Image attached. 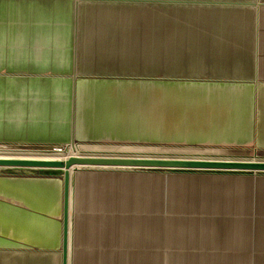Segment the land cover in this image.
<instances>
[{
  "label": "crops",
  "instance_id": "0c3cea01",
  "mask_svg": "<svg viewBox=\"0 0 264 264\" xmlns=\"http://www.w3.org/2000/svg\"><path fill=\"white\" fill-rule=\"evenodd\" d=\"M0 70L3 142L264 147V0H0ZM142 170L72 172L67 264H264V174ZM0 213L62 264V176H0Z\"/></svg>",
  "mask_w": 264,
  "mask_h": 264
},
{
  "label": "rangeland",
  "instance_id": "374dc122",
  "mask_svg": "<svg viewBox=\"0 0 264 264\" xmlns=\"http://www.w3.org/2000/svg\"><path fill=\"white\" fill-rule=\"evenodd\" d=\"M151 9H154L155 11H162L165 13H171L175 11V6L171 5H163V6H142V9H137V12L144 13L145 11ZM4 70H0V75L8 76L10 74H7ZM2 73V74H1ZM5 87V86H4ZM4 95H6L4 93ZM8 135L7 133H4L0 137H3V140H5ZM73 143L78 145L79 147H82L85 149H100L99 151H96L94 153L98 154H132V155H146V156H152V154H162V155H175V154H182L180 151H185L184 148H194L195 149H203V151L207 154L206 156H215L218 158H243V159H249V158H255V159H264V147L259 146H246V147H213V146H187V145H175V142H145V143H116V144H110V143H96V142H80L76 140H72ZM69 142L67 143H35V142H26V141H11V142H3L0 141V152L2 153H10V154H16V155H62L67 150L70 149ZM83 145V146H82ZM178 147V148H177ZM184 147V148H183ZM69 148V149H68ZM81 148V149H82ZM182 149V150H181ZM189 151L193 153H197V150L195 151ZM208 150V151H206ZM142 153V154H141ZM150 155H147V154ZM173 155V156H174ZM157 156V155H154ZM160 156V155H158ZM135 170H141V169H135ZM177 170V169H175ZM175 170H165V169H158L156 171L161 172H171ZM142 171H146V169H143ZM216 171V170H215ZM73 172V171H72ZM228 172V171H225ZM240 172V171H236ZM245 174H264V172L256 171L255 173L253 171H242ZM26 173H0V176H24ZM54 174V173H50ZM0 219L3 218V213H0ZM6 232H10V230H2L0 229V264H13L14 258H16V264H33L36 261L35 255H30L29 258L28 255L25 256L24 261H21V256L16 255V257H12V254H18L20 251H22L18 246L12 245L10 240L7 239ZM6 236V237H5ZM28 252V251H24ZM27 259V260H26ZM31 260V261H29Z\"/></svg>",
  "mask_w": 264,
  "mask_h": 264
},
{
  "label": "water",
  "instance_id": "95a60500",
  "mask_svg": "<svg viewBox=\"0 0 264 264\" xmlns=\"http://www.w3.org/2000/svg\"><path fill=\"white\" fill-rule=\"evenodd\" d=\"M0 165L30 167H61L65 171L63 180L62 214V264H67V218L69 205V181L72 167H125L126 169H165V170H216V171H259L264 172V161H239L200 158H154L127 155L68 156L66 160L56 159H16L0 158ZM76 168H73V171Z\"/></svg>",
  "mask_w": 264,
  "mask_h": 264
},
{
  "label": "bare ground",
  "instance_id": "6f19581e",
  "mask_svg": "<svg viewBox=\"0 0 264 264\" xmlns=\"http://www.w3.org/2000/svg\"><path fill=\"white\" fill-rule=\"evenodd\" d=\"M83 146V145H82ZM95 147V146H94ZM94 147H92V149H87L85 147V149H83L82 147H79L78 145H76L75 143H73V141L70 142V149L67 150L65 153H63L62 155H16V154H10V153H2L0 152V158L3 159H7V158H16V159H56V160H66V158L68 156H76V155H82V156H95V155H105V156H109V155H120V154H98V153H94L96 151H99L100 149H93ZM82 148V149H81ZM178 148V147H177ZM184 148V147H183ZM185 151H180V153L182 154H173V155H162V154H152V156H146V155H132V154H125L127 156H143V157H154V158H200V159H219V160H239V161H264V159H255V158H249V159H243V158H218V157H213V156H206L203 149H195L197 150V153H193V152H189V151H193L194 148H184ZM182 150V149H181ZM194 150V151H195ZM208 151V150H206ZM142 154V153H141ZM147 154V153H144ZM150 155V154H147ZM157 155V156H154ZM160 155V156H158ZM82 167V166H79ZM73 168H77V167H72L71 169H69V172L72 173ZM112 168V167H111ZM117 168H125V167H117ZM65 169L61 168V167H30V166H6V165H0V173H26V174H50V173H54V175L57 176H63ZM242 172V171H240ZM263 172V171H262ZM255 173V172H254Z\"/></svg>",
  "mask_w": 264,
  "mask_h": 264
}]
</instances>
